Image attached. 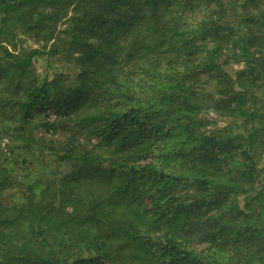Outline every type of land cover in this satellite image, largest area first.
<instances>
[{
  "label": "trees",
  "instance_id": "trees-1",
  "mask_svg": "<svg viewBox=\"0 0 264 264\" xmlns=\"http://www.w3.org/2000/svg\"><path fill=\"white\" fill-rule=\"evenodd\" d=\"M0 113L63 134L0 153V264H264V0H0Z\"/></svg>",
  "mask_w": 264,
  "mask_h": 264
},
{
  "label": "rangeland",
  "instance_id": "rangeland-1",
  "mask_svg": "<svg viewBox=\"0 0 264 264\" xmlns=\"http://www.w3.org/2000/svg\"><path fill=\"white\" fill-rule=\"evenodd\" d=\"M230 21L233 22L232 20ZM25 44L29 46H38L34 39H28ZM34 66L41 82L47 78L53 79L61 72H64L68 75L69 82H71L77 75V69L74 67V64L63 60L60 56H36L34 60ZM46 112L50 114L49 119L54 120L56 118L52 109H47V111H44V115ZM209 114L212 117L217 118V122L220 125L230 126L233 128L235 133L242 129L240 126L241 122L237 118L221 117L214 109H210ZM40 115L41 114H38L37 118L41 117ZM32 126L34 129L31 137H34V139L30 141V137L21 136L22 131H20L18 128V121H15L14 119L12 120L0 113V153L6 160V164H8V166L13 170L15 176H18L17 180H19V182H28V180H33L30 179L31 177L29 174H32L33 178H41V181L45 182L47 177V173H45L47 165L52 164L53 162L56 163L55 160L57 159L56 155L51 153L53 149L49 148L52 146L51 140L55 138L58 139L63 136V134L53 132L52 129L45 131V128L40 125L39 120L33 123ZM46 141H48L47 147L44 145ZM27 142H30L29 147H26L28 144ZM43 150L46 151L43 152ZM30 165L31 168L26 170L30 167ZM67 166L69 165L66 164L63 168L66 169ZM39 187H42V183L39 185ZM25 191L26 187L17 183L15 186L2 192L1 195L6 200V202L13 204L14 202L23 201L25 197Z\"/></svg>",
  "mask_w": 264,
  "mask_h": 264
}]
</instances>
